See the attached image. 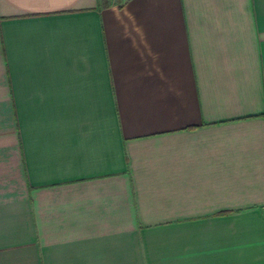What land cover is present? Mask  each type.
<instances>
[{
	"label": "crops",
	"instance_id": "1",
	"mask_svg": "<svg viewBox=\"0 0 264 264\" xmlns=\"http://www.w3.org/2000/svg\"><path fill=\"white\" fill-rule=\"evenodd\" d=\"M0 264H264V0H0Z\"/></svg>",
	"mask_w": 264,
	"mask_h": 264
}]
</instances>
